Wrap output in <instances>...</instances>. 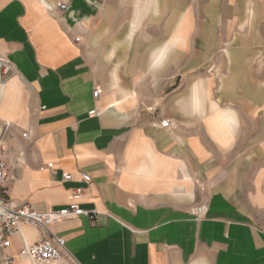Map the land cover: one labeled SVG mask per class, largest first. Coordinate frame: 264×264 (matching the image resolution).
<instances>
[{
  "label": "crops",
  "instance_id": "1",
  "mask_svg": "<svg viewBox=\"0 0 264 264\" xmlns=\"http://www.w3.org/2000/svg\"><path fill=\"white\" fill-rule=\"evenodd\" d=\"M58 1L0 0V52L17 68L0 86V137L17 178L0 196L48 212L83 189L87 213L51 227L74 261L48 264H264V40H249L264 31V0H240L250 18L230 41L227 28L203 42L205 20L187 9L139 66L93 47L105 0H68L67 11ZM136 1L128 41L175 4ZM221 43L225 57L211 65ZM193 48L197 61L182 71L214 72L168 75L162 94L160 70ZM196 204H207L205 217L190 213ZM41 236L23 223L8 251Z\"/></svg>",
  "mask_w": 264,
  "mask_h": 264
},
{
  "label": "rangeland",
  "instance_id": "2",
  "mask_svg": "<svg viewBox=\"0 0 264 264\" xmlns=\"http://www.w3.org/2000/svg\"><path fill=\"white\" fill-rule=\"evenodd\" d=\"M138 4L144 5L145 0H139ZM136 5V0H105V5L100 13L93 18L92 34L93 40H95L93 44L95 49L104 51L114 49V51H118V55L122 56L124 61L126 59L129 64L133 62L137 66L147 63L146 58L155 45L157 46L169 40L174 35V26L177 19L187 9H191L192 15L195 14L197 18L200 17V19L203 18L205 20V34L202 40L203 42L207 41L206 43L212 41L214 37L213 29L218 32L215 39H217L218 34H222L224 40V32H227V28L231 30V36L226 41L238 39L240 30L238 29L239 25L235 22L239 20L243 21V18H247V20L250 18L248 13L249 8L246 6L245 14L243 2L240 0H175V4H170L161 18L155 19L156 21L152 24L150 23V25L145 22L138 31H135L131 40L128 41L129 28L133 18L132 12ZM196 24L198 23L196 22ZM191 40L194 42L195 35L191 36ZM249 40L261 44L262 40H264V31L262 33H252ZM101 41L103 43H100ZM191 50L189 57L186 56L184 60H182L181 53L176 52L174 57L177 58L175 60L177 63L171 64L169 72L166 69L160 70L158 87L162 94H168V75L181 78L183 74L188 77H194L199 73L209 75L211 72H214L213 67L210 65L202 67V69H186V71H182L183 69L181 68L184 61H197L196 54L193 52L195 48ZM225 53V45L221 43L220 48L208 53L209 56L206 58V61L214 65L213 62L217 61L220 57H225ZM144 88L143 91H151L152 89ZM130 106L134 108L135 104H131ZM159 107L163 108L164 103H160ZM163 120H168V118L162 119L161 122Z\"/></svg>",
  "mask_w": 264,
  "mask_h": 264
},
{
  "label": "built area",
  "instance_id": "3",
  "mask_svg": "<svg viewBox=\"0 0 264 264\" xmlns=\"http://www.w3.org/2000/svg\"><path fill=\"white\" fill-rule=\"evenodd\" d=\"M57 7L61 11L70 9L68 0L57 2ZM80 37L76 39L78 42ZM17 73V68L10 59L0 52V86ZM99 90L96 89L93 95L98 96ZM163 127H177L176 123L169 120L161 122ZM6 148L0 137V188H5L8 182L14 181L17 175L8 165ZM72 174L66 173L63 176L64 181L72 180ZM82 179L90 182L91 177L88 173H82ZM81 188L74 191L75 200L67 207L61 209H52V211L43 212L35 209L32 204L21 202L16 203L10 199L0 196V264H15L17 257L27 259L31 264H48L50 262L66 259L74 261L70 250L67 249L65 237L52 234L51 227L56 223H61L68 217L80 216L87 211L81 207L78 198L82 195ZM208 210L207 204H196L190 209V213L197 218L206 216ZM29 224L41 230V238L34 243L25 242L17 254L8 251L12 244V238L20 233L22 224Z\"/></svg>",
  "mask_w": 264,
  "mask_h": 264
},
{
  "label": "bare ground",
  "instance_id": "4",
  "mask_svg": "<svg viewBox=\"0 0 264 264\" xmlns=\"http://www.w3.org/2000/svg\"><path fill=\"white\" fill-rule=\"evenodd\" d=\"M47 4V3H46ZM49 6V5H48ZM199 105V104H198ZM193 106V105H192ZM202 107V106H201ZM191 108V107H190ZM197 108V107H196Z\"/></svg>",
  "mask_w": 264,
  "mask_h": 264
}]
</instances>
